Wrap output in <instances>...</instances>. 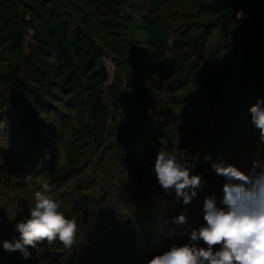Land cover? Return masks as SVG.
Here are the masks:
<instances>
[{"label":"trees","instance_id":"obj_1","mask_svg":"<svg viewBox=\"0 0 264 264\" xmlns=\"http://www.w3.org/2000/svg\"><path fill=\"white\" fill-rule=\"evenodd\" d=\"M78 1L0 0V58L6 61L2 66L3 107L9 112L19 111L18 115L31 126L45 128L53 135L58 133V123L48 117L49 112L62 114L68 110L78 117L70 130L65 164L54 166L49 173L52 185L58 186L81 173L84 154L109 150V159L133 171L139 189L150 194L152 184L145 169L134 163V157L139 152L147 162L156 160L159 151L143 140L171 145L174 132L166 122H159L157 127L152 123L159 88L147 81L149 64L138 51L141 40L162 55L157 68L168 82L167 88L178 92L189 85L210 54L209 37L216 32L225 47L227 61L208 73L203 98L209 108L189 115L191 144L180 146L176 155L179 157L183 150L190 175H199L203 180L190 205L197 206L206 192L222 207L216 196L221 184L213 164L223 162L225 155L237 154V163L244 162L242 170L248 168L250 172L254 161L264 166V151H258L250 131V108L264 99V0H189L196 9L192 22L200 29L178 37L163 28L160 15L166 5L177 0H84L85 8ZM169 40L173 42L171 46ZM105 49L115 57L113 80L103 59ZM212 117L215 135L203 155L201 140ZM13 121L10 123L15 129ZM245 149L250 150L251 156L243 153ZM205 157L210 159L205 162ZM95 179L94 173L82 175L78 184L85 186ZM62 198L71 204H62L58 210L67 219L77 221V232L71 249L64 248L58 240L54 243L50 264H80L82 259L85 264H148L151 260L132 253V229L126 234L112 230L111 235L94 242L98 239L91 236L93 227L86 228L85 223L100 205L99 197L96 200L90 193H80L73 187L56 195L54 201ZM161 199L149 205L153 215L141 217L142 226L155 221L165 225L172 201L183 202V198L177 200L174 190ZM134 218L130 216L125 223L132 225ZM2 219L6 224L1 225L0 233L4 230L8 234L11 226L6 216ZM99 219L97 234L103 226L111 228L112 224L104 210ZM164 231L168 233V228L164 227ZM143 238L145 234H140ZM189 238L190 235L183 241L189 242ZM171 245L161 243L165 249L162 254ZM4 252L0 251V264H16Z\"/></svg>","mask_w":264,"mask_h":264},{"label":"rangeland","instance_id":"obj_2","mask_svg":"<svg viewBox=\"0 0 264 264\" xmlns=\"http://www.w3.org/2000/svg\"><path fill=\"white\" fill-rule=\"evenodd\" d=\"M78 2L82 7H86L84 0H79ZM195 12L196 9L191 5L189 0H177L172 2L166 5L160 12L163 18L162 26L173 37H178L187 33H196L200 28L192 22V18L196 14ZM209 33L210 31L208 34ZM143 41L142 39L138 51L146 56L149 64V71L146 74L147 81L153 85H157L159 88L158 95L154 101L151 116L152 123L154 127H157L159 122H166L174 132V141L171 145L158 144L151 139L150 141L145 139L142 143H149L158 151L161 149L167 152L175 150L176 154L180 146L191 144L188 137L191 130L188 119L189 115L201 114L205 112L204 109L206 110L209 108L203 98V89L208 79V73L225 65L227 61L224 59L226 50L225 47H223L222 40L218 33H211L209 37V44L212 45L210 54L208 53L204 58V62L201 64L197 74L183 90L172 92L167 88L168 82H165L157 68V62L161 59L162 55L156 53ZM28 42H31V38H28ZM212 50L213 52H211ZM103 53L104 62L110 71L111 80H113L116 74L114 54L109 49H105ZM5 62V58L1 57L0 228L1 225L6 224L2 219L3 216H6L8 219L7 223L10 224L11 229L8 234H5L4 230L3 233H0L1 252H3V241H11L14 238L19 239V233L15 231V226L18 222L26 221L30 218V208L34 207L36 203L35 192L41 191L43 193L42 185L44 184H47L50 189V191L44 194L52 200H55L54 198L56 195H60L63 191H70L73 187H76L77 191L80 193H90L96 200L97 197H99L98 201L100 205L96 206L85 223L86 228L93 227L91 236L98 239L94 240V242L101 241L105 238L102 236L111 235L112 230L118 231L116 234L119 232H122L120 234H126L128 232L127 230L130 231L132 229L134 230L133 235H131L132 253L141 258L146 257V259H152L162 254V251L165 249L161 246V243L168 242L172 245H184L188 243V241L184 242L183 240L191 234L192 225H194V229H196L205 224L203 220V206L205 198L209 197L208 194L205 192L202 195L199 202H197V206H191L190 204L185 205L183 202L178 203L172 201L173 208H171L168 217L164 221L165 225L155 221L153 222L154 224L151 223L148 225L144 223V226H142L140 224L142 222V220H140L141 217L152 214L149 211V205L154 202H160L158 199H161L164 195L168 196V192L166 193L161 188L156 179V173L154 171L156 160L147 162L139 152L134 157V163L136 165H141L145 169V174L152 184L150 194L147 193V195H145V193L139 189L137 178L133 171L127 170V168L119 166L116 162L109 159V150H105L102 153L97 152L94 155H88V153L84 154L82 160L85 164L81 173L73 174L70 180L60 183L58 186L52 185L49 173L54 166H63L65 164L67 150L71 143L70 130L78 117L74 112L68 110H63L62 114L49 112L48 117L58 123V133L57 135H53L48 133V130L45 128L31 126L28 120L18 115L19 111L17 112L15 109H12L10 112L6 111L7 109L3 107V99L1 96L5 83L4 77L2 76V66ZM261 81V83H263L264 78H262ZM251 83L253 86L256 84L254 80H251ZM199 108L201 109L197 112ZM13 119V123L16 124L15 129H13V125L10 123ZM211 119L212 123L204 132L201 140L200 147L201 154L203 155H205L208 145L215 135L213 131L214 126H212L215 120L213 117ZM250 131L254 134V144L258 147V151H261L259 148H262L264 151V143H259V136H256L259 135L258 130L254 129L252 125ZM243 136H245V134ZM243 153L250 155V150L245 149ZM236 158L237 154L236 156H232L231 154L228 156L225 155L223 162L226 165L230 164L239 171L248 174V168L246 169L247 172H245L246 170H242V168H244V162L237 163L238 160ZM93 173L96 174V179L94 181L89 182L85 186L78 184L82 175ZM28 175H31V180L26 179ZM227 182L228 181L219 176V184H221V187L220 190L216 192V196L220 203L224 195L223 186ZM221 191L222 193H220ZM102 196H105L104 200L101 199ZM58 202L59 205L66 204L70 206L71 204L69 199L63 200V198ZM144 202L145 205L143 204ZM112 209H114V212ZM101 210L105 211V217L108 218L112 224L110 222L106 223L111 224L109 226L111 228L105 225L101 230L102 232L97 234L96 231ZM129 215L133 216V218L135 217L132 219V225L125 223V219H130ZM180 215L186 216V223L180 224L176 222V219ZM124 226H126L127 229L123 228ZM164 227L168 228V233L164 231ZM140 234H145V239H140ZM141 240L144 241L141 242ZM158 242L159 244L154 246V243ZM201 246H203L202 242ZM54 247L55 244L48 246L47 242H44L40 244L37 249L29 248L31 258L27 260L24 259L18 251L16 255H13V252H4V255H8L9 259L16 264H50L53 261ZM41 252L46 254V256L43 257ZM134 261L136 263V260ZM79 263L85 264V261L82 259Z\"/></svg>","mask_w":264,"mask_h":264},{"label":"clouds","instance_id":"obj_3","mask_svg":"<svg viewBox=\"0 0 264 264\" xmlns=\"http://www.w3.org/2000/svg\"><path fill=\"white\" fill-rule=\"evenodd\" d=\"M172 43L169 40V46ZM250 114L251 124L259 132L258 141L264 143V99L250 108ZM208 159L205 157V162ZM184 161L183 150L177 157L175 150L161 149L154 171L161 188L166 193L174 190L177 200L183 198V203L188 205L201 189L203 180L199 175H190ZM212 167L218 176L228 181L223 186V206H217L215 197H206L205 224L192 230L188 243L173 244L148 264H264V166L254 161L248 174L224 162ZM26 179L31 180V175ZM42 188L43 193L35 192L36 203L30 208V218L15 226L19 239L3 241V251H18L27 260L31 258L29 248L37 249L44 242L52 246L58 240L64 248H72L77 221L67 219L58 210L59 202L44 194L50 191L47 184ZM176 222L186 223V216L180 215Z\"/></svg>","mask_w":264,"mask_h":264}]
</instances>
